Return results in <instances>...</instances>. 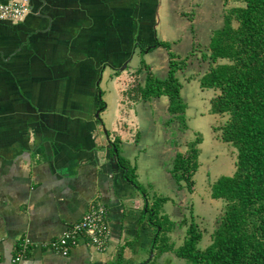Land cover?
<instances>
[{
    "label": "crops",
    "instance_id": "0c3cea01",
    "mask_svg": "<svg viewBox=\"0 0 264 264\" xmlns=\"http://www.w3.org/2000/svg\"><path fill=\"white\" fill-rule=\"evenodd\" d=\"M28 1L26 16L0 20L2 264H12L24 237L31 238L32 245L23 264L146 261L152 249L155 253L152 207L163 197L168 198L163 203H171L175 184L184 188L170 167L180 152L174 141L179 134L202 135L205 128L212 136L210 120L222 114L211 110L218 90L200 86L203 73L186 84L180 81L184 121L169 112L168 96L143 98L140 88L148 72L166 78L170 53L172 59L188 58L202 33L209 32V49L220 27H209L214 22L205 13L213 14L219 0ZM188 10L196 18L188 19ZM196 23L208 29L200 25L192 30ZM183 38L189 50L181 55L175 46ZM158 41L170 42L169 48ZM184 72L177 70V75L184 77ZM194 83L200 93L187 87ZM184 91L186 96L193 93L192 102L185 100ZM192 117L204 128L192 127ZM145 131L170 181L171 192L161 197L155 172L153 178L142 180L140 175L139 159L146 147L139 139ZM96 199L109 207L112 234L106 249L96 248L85 237L67 255L45 245L82 218Z\"/></svg>",
    "mask_w": 264,
    "mask_h": 264
},
{
    "label": "trees",
    "instance_id": "16d2710c",
    "mask_svg": "<svg viewBox=\"0 0 264 264\" xmlns=\"http://www.w3.org/2000/svg\"><path fill=\"white\" fill-rule=\"evenodd\" d=\"M225 16L209 42V68L200 79V86L218 90L211 99V110L225 114L221 138L237 150L236 169L232 175H220L213 183L211 194L226 200L220 223L205 248L198 246L202 232L192 220L189 235L176 247L168 243L162 219L152 222L159 227L154 249L174 251L184 258L182 263L164 264H264V0H242ZM236 25L232 26V20ZM156 44L169 48L170 42ZM170 57H174L170 53ZM227 60V62L220 60ZM183 61H170L166 78L147 73L140 88L143 98L166 95L169 112L184 121L186 104L180 96L181 83L175 72ZM187 156L178 153L172 174L182 187L194 185L193 174L198 167V149L194 141ZM136 182V181H135ZM161 201L168 198L163 197ZM160 202V201H159ZM157 216V215H156ZM139 264H154V259Z\"/></svg>",
    "mask_w": 264,
    "mask_h": 264
},
{
    "label": "rangeland",
    "instance_id": "374dc122",
    "mask_svg": "<svg viewBox=\"0 0 264 264\" xmlns=\"http://www.w3.org/2000/svg\"><path fill=\"white\" fill-rule=\"evenodd\" d=\"M198 2H200V0H198ZM239 4H243V2L241 3V0H219L216 2L213 14L210 15L208 11L205 13L207 18L210 19L211 17L214 22H212L213 24H211L209 27H221L223 25L225 16L231 14L230 10ZM202 5L203 7L205 6V4ZM196 9L199 11V13L203 14V8L202 10L200 7ZM187 13L188 19L192 20L193 18H196L194 16H189L191 13L190 11ZM198 16H200V14H198ZM184 19H186V17H184ZM201 19L202 17L199 18L198 21H201ZM231 22L233 23L232 26L234 24L236 25L234 19ZM200 25L208 29V26L200 23H196L195 27L193 28V26H191V28L192 30H197ZM196 32L198 33V31ZM208 34L209 32H206L205 36H203L202 33V37H200L195 43L194 48L192 49L188 58L178 59L183 61V64H180L182 68L179 70L181 72L185 70L184 77L177 75V71L175 72V76H178L179 82L182 81L184 84H186V82H190V80L194 79L192 77L200 76V74H204L208 70L209 59H205L203 57L205 53L210 52L206 47L208 42ZM184 42L185 41L183 38L181 44L179 46H175V51L181 55L185 54L189 50L188 46H183ZM194 54L199 55V57L196 59L192 58V55ZM190 56L191 58H189ZM199 61L202 65L198 64ZM220 61L227 62L225 59ZM196 71L199 73L196 74ZM187 87H190V90L194 93H200L198 86L195 83L192 86L188 85ZM191 91L189 92L190 96H186L187 93L184 91V95L186 96L185 100L189 103L192 102L193 97V93ZM215 96L216 95L214 94L211 99H213ZM226 118L227 116L222 114L219 120H210L213 125L212 136L210 135L208 129L205 128L202 131V135L192 132H189L188 135L179 134L181 136L179 137L178 135L176 141H174L175 145L179 146V153H181L183 156H187L191 151V143H195L194 141L198 140L199 142L196 143L195 147L198 149L197 162H200V168H196L193 174L195 182L192 189L188 188L185 180L182 182V184L184 183V188H180L175 184L173 187V197L170 200L171 203H163L164 201H161L162 199H160V202L158 201L152 207L154 211L157 210V216L155 215V218L162 219L161 221H163L165 230L162 231V234L164 232L166 233L168 243H174L175 248L181 246L188 237L189 227L192 220L197 223L198 229L202 232V238L198 241V246L200 248H205L207 245H209V243H211L212 233L216 226H218L220 223V218L225 209L226 200L212 196V183L220 175H232L236 169L237 158L236 148L230 142H225L221 138V127L225 123ZM207 119L208 118L205 117L202 120L206 121L207 123ZM189 120L192 127L196 126L199 128H204V123L201 120L199 121V119H195L194 117L190 118ZM145 133H141L139 139L140 145L146 147L145 150H141L139 159L140 167L143 168V171L140 173V175L143 180L146 179L148 175H151L153 178L155 172V178L158 181L157 197H161L162 195H165V193L167 194L171 192L170 181L168 177L162 173V166L165 163L159 161V154L156 153L154 148L155 145L152 144L151 135ZM167 164H170V162H167ZM171 164L170 167L172 168L173 164ZM149 170L150 174H148ZM150 186L154 188L155 184L151 183ZM151 193L154 195V192L151 191ZM157 204L161 207L160 211H162L164 214H159V208L157 207ZM158 231L159 227L157 228V232ZM154 255V264H164L168 261L171 263H182L184 261V258L179 257L172 250L160 251V249L156 248Z\"/></svg>",
    "mask_w": 264,
    "mask_h": 264
},
{
    "label": "built area",
    "instance_id": "2783aa9c",
    "mask_svg": "<svg viewBox=\"0 0 264 264\" xmlns=\"http://www.w3.org/2000/svg\"><path fill=\"white\" fill-rule=\"evenodd\" d=\"M29 12L28 0H10L0 3V20H18ZM111 234L108 204L96 199L90 202L82 218L69 224L63 234L44 243L55 251L67 255L83 237L87 238L88 242L96 248L106 249L110 243ZM31 245V238L21 239L11 263L23 264V259ZM2 262L3 258L0 253V264Z\"/></svg>",
    "mask_w": 264,
    "mask_h": 264
},
{
    "label": "water",
    "instance_id": "95a60500",
    "mask_svg": "<svg viewBox=\"0 0 264 264\" xmlns=\"http://www.w3.org/2000/svg\"><path fill=\"white\" fill-rule=\"evenodd\" d=\"M113 151L116 153V156L118 157L117 149H116L115 146H113ZM154 245H155V240H154V242H153V247H154ZM153 255H154V251H153V249H152L151 254H150V257H149L148 259H146V261H148L150 258H152Z\"/></svg>",
    "mask_w": 264,
    "mask_h": 264
},
{
    "label": "flooded vegetation",
    "instance_id": "af4514ba",
    "mask_svg": "<svg viewBox=\"0 0 264 264\" xmlns=\"http://www.w3.org/2000/svg\"><path fill=\"white\" fill-rule=\"evenodd\" d=\"M174 60V59H173ZM175 60H177V61H180L181 62V60H178V59H175ZM170 61H172V57H170V60H169V68H170ZM181 69V68H180ZM179 70V69H178Z\"/></svg>",
    "mask_w": 264,
    "mask_h": 264
}]
</instances>
